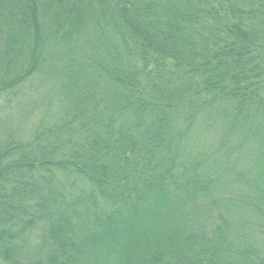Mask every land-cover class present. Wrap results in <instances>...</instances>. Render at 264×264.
<instances>
[{"label":"trees","instance_id":"1","mask_svg":"<svg viewBox=\"0 0 264 264\" xmlns=\"http://www.w3.org/2000/svg\"><path fill=\"white\" fill-rule=\"evenodd\" d=\"M0 264H264V0H0Z\"/></svg>","mask_w":264,"mask_h":264},{"label":"rangeland","instance_id":"2","mask_svg":"<svg viewBox=\"0 0 264 264\" xmlns=\"http://www.w3.org/2000/svg\"><path fill=\"white\" fill-rule=\"evenodd\" d=\"M18 113L19 112H18L17 109L10 110V114L15 115V118L17 119L16 121H13L12 122V125L14 127H20V128L23 127L25 129H28L31 126H33L37 121H39V119L41 118V116H43L42 115L43 114L42 111L37 112L36 110L33 111L31 115H28V113H19V114ZM27 115L30 118L29 119L30 121H27V119H24V118H27ZM19 119L21 121H19Z\"/></svg>","mask_w":264,"mask_h":264}]
</instances>
